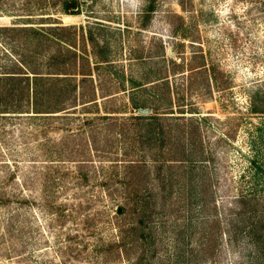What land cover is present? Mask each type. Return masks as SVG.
Returning <instances> with one entry per match:
<instances>
[{
	"label": "rangeland",
	"instance_id": "374dc122",
	"mask_svg": "<svg viewBox=\"0 0 264 264\" xmlns=\"http://www.w3.org/2000/svg\"><path fill=\"white\" fill-rule=\"evenodd\" d=\"M62 2L0 0L1 111L22 98L0 112V264H264V0ZM63 63L96 105L50 112ZM139 109L167 118L165 157L143 123L82 125Z\"/></svg>",
	"mask_w": 264,
	"mask_h": 264
},
{
	"label": "trees",
	"instance_id": "16d2710c",
	"mask_svg": "<svg viewBox=\"0 0 264 264\" xmlns=\"http://www.w3.org/2000/svg\"><path fill=\"white\" fill-rule=\"evenodd\" d=\"M61 7H62V10L65 13L76 14L77 10H70V9L78 8V3L76 2V0H64V2H62ZM152 10H153V7H152L151 4H148V6H146V8H145V11H146L147 15ZM22 19H28V18H22ZM23 21L26 24L29 23L28 20H23ZM57 27L65 28L64 26H57ZM0 28L5 29V30H14V29H12L9 26H4V27H0ZM19 30L20 31H24V32L36 31V29L32 25L20 26ZM57 40L59 42H63V43L68 45V43H66V41H63L60 38H57ZM69 47H70V45L68 46V48ZM71 49L72 48H69L67 50V52H72V54L75 55L76 54V52H75L76 50H72L71 51ZM77 63H78L77 60L74 58V60H72V62H70L69 65H68V63L67 64L63 63V64H61L63 68H61V69L57 68V70H56L57 72H55V74H57V75L54 76V78L51 81V89L53 90V95H52V98H50V102H51L53 111H50V112L57 113V112L63 111L65 114L66 113L70 114L68 112H70V110L76 109V107L78 105H81V107H85L87 105H92V104L96 105L97 101H96V98H93V94H89V93L85 94L83 91L76 93V89L78 88L79 84L76 83V82H72L73 81V79H72L73 77L69 75L70 72H66L69 69V68H65L66 65H68L67 67H70V70L74 69L75 71H84L83 70L84 64L81 63V65H79V63H78V65H77ZM20 65L22 67H24L23 66L24 64L22 62H20ZM19 69L21 70L22 68H19ZM15 73H16L15 76H8V77H20V78H11V79H16L20 83H21L22 80H26L29 83L32 82L31 84H33V85H31V84L29 85V84L25 83L24 86H23V88L26 89L27 98L29 100H31L32 112H35V113L47 112L45 110L43 111V109H42L43 106H44L43 103H44L45 98H46V96H45L46 92L44 90L39 89V87H40L39 82H41V80H42L41 77L42 76L34 75V76H32V79H30L29 78L30 76L27 75V74H22L23 72L17 71ZM20 73L22 74V76H16L17 74H20ZM30 73H35V72H30ZM79 74H84V73H79ZM23 77H25V78H23ZM84 78L85 77H81L80 82L85 81ZM21 99L20 98L17 99L15 101V103L13 104L14 111H1V110H11L12 107L10 106V104H7L6 102H5V104H0V106H1L0 112H22V111H16V110L19 109L20 105L22 104L21 103ZM130 101H131L130 105H131L132 109H136V108L140 107L133 100L132 97L130 98ZM81 109H85V108H81ZM64 110H66V111H64ZM252 111L253 112H258V108L253 107ZM181 112H183V111H181ZM65 116H67V115H65ZM162 117H164V116H160L159 114H157L155 112V114H150V115L149 114H131V115H128V116L97 114L96 116H93V118H89L88 116H82L81 119H82V125L83 126L86 125V124H88V125L93 124L94 121H97V120H100V119L109 120V121H111L110 124H112V125H118L119 124L121 126H125L127 124L126 123L127 121L128 122L129 121H133L136 124H137V122L138 123H143V126H145V128H146V132L144 134H138V138L137 139L140 142H143L142 139H144L147 143H151L152 146H156L157 149H156L155 155L157 157H162L164 155L162 153L163 149H165V147H164L165 146V143H164L165 133L167 132V131H165V127L163 125V122L166 121L165 119H167V118H162ZM179 117H181V116H179ZM168 126L172 127L171 122L168 123ZM196 130H197V125L192 127V129L190 131V134H189V137L191 138V140L189 141L188 144L192 148H195L194 140H192V139L194 137V134L196 133ZM168 131H171L170 127H169ZM175 132H174V135L176 134V137L178 136V138H175L174 139L175 141H173V143L169 145V147H170L169 149L173 150L174 153L178 151V152H183V154H184V148L181 147V143H180V140H179V138H181V136L178 133V131H175ZM135 134H137V133H135ZM93 141H95V140H93ZM85 145H86V149L88 151L89 150L91 151L90 143L88 145H87V143H85ZM182 145H187V143L182 144ZM83 148H84V146H83ZM83 151H84V149H83ZM174 153H173V155H174ZM173 155L170 156L169 158H166V160H177L176 158H173ZM163 157H165V155ZM131 164H133V163H127L126 166L127 167H131ZM80 178H85V180H86L87 179V175L79 174V179ZM24 200H26V199H24ZM22 201L23 200L21 199L20 200V204H21ZM135 207H136V205H135ZM135 207L133 208L134 211L136 210ZM123 211H124V207L123 206L118 205L116 207V210H115L116 213H121ZM140 213L138 212L137 214L138 215H142V212H140ZM139 227L140 226H136V227H134V229H138Z\"/></svg>",
	"mask_w": 264,
	"mask_h": 264
},
{
	"label": "water",
	"instance_id": "95a60500",
	"mask_svg": "<svg viewBox=\"0 0 264 264\" xmlns=\"http://www.w3.org/2000/svg\"><path fill=\"white\" fill-rule=\"evenodd\" d=\"M168 51H169V53L173 56V52H172V50L169 49ZM139 112L142 113V114H146V113L149 112V110H148V109H139Z\"/></svg>",
	"mask_w": 264,
	"mask_h": 264
}]
</instances>
